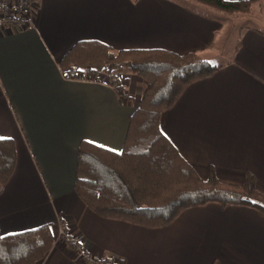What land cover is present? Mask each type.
I'll return each mask as SVG.
<instances>
[{
	"label": "crops",
	"instance_id": "0c3cea01",
	"mask_svg": "<svg viewBox=\"0 0 264 264\" xmlns=\"http://www.w3.org/2000/svg\"><path fill=\"white\" fill-rule=\"evenodd\" d=\"M241 1V0H231ZM189 0H39L34 27L0 34V138L16 147L0 193V236L49 224L55 242L33 264H86L58 237L63 227L97 260L120 264H264V212L209 202L165 227L104 218L75 191L82 140L120 151L145 81L122 71L118 86L65 78L59 61L77 41L118 49L227 53L213 73L187 84L160 116L162 132L202 179L213 171L264 194V28ZM257 0L249 13L261 9ZM234 22V23H233ZM107 79L106 77H104Z\"/></svg>",
	"mask_w": 264,
	"mask_h": 264
},
{
	"label": "trees",
	"instance_id": "16d2710c",
	"mask_svg": "<svg viewBox=\"0 0 264 264\" xmlns=\"http://www.w3.org/2000/svg\"><path fill=\"white\" fill-rule=\"evenodd\" d=\"M195 1L235 14L249 13L257 0ZM59 67L68 79L103 75L114 82L128 70L145 81L120 151L87 140L78 146L75 191L94 213L155 228L168 226L187 207L209 202L250 205L264 212V194L257 190L252 174L241 185L222 182L213 171L202 179L160 128L161 113L184 87L210 75L218 65L195 50L183 54L166 49L114 50L97 40H82L64 54ZM15 165L14 141L0 138V193ZM54 242L49 224L0 236V264L38 262Z\"/></svg>",
	"mask_w": 264,
	"mask_h": 264
},
{
	"label": "built area",
	"instance_id": "2783aa9c",
	"mask_svg": "<svg viewBox=\"0 0 264 264\" xmlns=\"http://www.w3.org/2000/svg\"><path fill=\"white\" fill-rule=\"evenodd\" d=\"M38 2L39 0H0V34L5 30L20 32L34 27L37 19ZM93 81H105L114 87L118 86L117 80L110 82L103 75H99ZM58 237L64 239L83 258L86 264H101L80 240L70 236L63 227L59 228ZM105 264L120 263L110 259Z\"/></svg>",
	"mask_w": 264,
	"mask_h": 264
},
{
	"label": "rangeland",
	"instance_id": "374dc122",
	"mask_svg": "<svg viewBox=\"0 0 264 264\" xmlns=\"http://www.w3.org/2000/svg\"><path fill=\"white\" fill-rule=\"evenodd\" d=\"M189 3L193 4V5H197L198 6V3L197 1L195 0H189ZM235 14H244V13H235ZM241 15H239L238 17H229V23H230V27H231V21H237L238 23L240 24H247V23H250L252 25H256V26H259L261 28H264V6L261 8V9H258V10H254V13L253 15L250 17V19H247L245 17H242ZM233 22V23H234ZM202 56V55H201ZM227 56L228 58V55L227 53H224V54H220V55H213L211 56V58H209L208 60L214 64V65H217L219 64L220 62H223L225 61L227 58H225Z\"/></svg>",
	"mask_w": 264,
	"mask_h": 264
},
{
	"label": "snow or ice",
	"instance_id": "6c2138e0",
	"mask_svg": "<svg viewBox=\"0 0 264 264\" xmlns=\"http://www.w3.org/2000/svg\"><path fill=\"white\" fill-rule=\"evenodd\" d=\"M81 71H83V70H81Z\"/></svg>",
	"mask_w": 264,
	"mask_h": 264
}]
</instances>
